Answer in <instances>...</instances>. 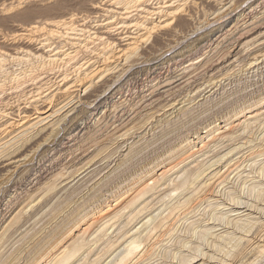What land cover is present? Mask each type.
<instances>
[{
  "label": "rangeland",
  "instance_id": "1",
  "mask_svg": "<svg viewBox=\"0 0 264 264\" xmlns=\"http://www.w3.org/2000/svg\"><path fill=\"white\" fill-rule=\"evenodd\" d=\"M181 1L184 27L138 43L139 56L118 59L91 85L50 99L49 87L62 75L73 80L74 67L98 61V42L75 36L81 42L72 48L66 37L82 25L97 29L106 19L99 4L106 2L0 0V235L9 226L0 252L6 263L25 264L34 245L80 203V210L88 204L95 212L113 205V193L157 160L158 184L137 200L128 193L127 203L93 221L88 234L76 233L64 245L77 251L67 264H119L131 241L141 247L128 264H264V109L231 131L214 132L204 149L207 138L166 161L187 128L201 132L264 92V0ZM32 25L39 28L29 30ZM42 41L74 51V59L49 64L24 53L18 54L23 61L14 59ZM106 79L105 87L94 88ZM30 144L36 145L26 149ZM18 154L35 156L21 164ZM246 188L253 192L246 195Z\"/></svg>",
  "mask_w": 264,
  "mask_h": 264
},
{
  "label": "bare ground",
  "instance_id": "2",
  "mask_svg": "<svg viewBox=\"0 0 264 264\" xmlns=\"http://www.w3.org/2000/svg\"><path fill=\"white\" fill-rule=\"evenodd\" d=\"M103 1L108 3V5L102 2H101L102 4H99V2L98 4L102 6L101 10H103V12L106 13V19H104L101 24H99L98 22L99 26L97 27V29L95 30L93 29L92 31L90 28V30H88L86 28V25L85 26L82 25L80 28L71 29V33L68 34L72 36L66 37L68 41H71L70 46H72V48H74L76 45H79L77 44V42H79L80 40L78 38H75V36L86 35V38L89 41L98 42L102 46L100 52L97 54L98 61L93 60L94 62H90L91 60H89V62H87L88 60H85L86 63L74 67L72 71L75 74V78H73V80L70 78L68 74L62 75L54 85L52 86L50 85L51 86L49 87V89H51L50 94H52L51 96H49L50 99L51 97L59 94L69 95L73 92V89L74 91L75 89L81 90L87 84L91 85L95 79H100L104 75V73L108 72L107 67H110L109 65L113 64L118 59L121 58L128 59L131 56L134 57L136 55L139 56L140 53L138 52L139 50L138 43L147 42V40H150L151 38L157 40L159 39L157 34L166 35V36L168 34L170 35L171 31L173 32V30L179 26L184 27V24L186 23V20L181 15L183 11L182 8H180L181 5L178 4L179 0H161L160 2H158L157 0L155 3L151 2L152 0H128L126 2L128 6L125 5L126 7H122V6L117 7L118 2L120 0H103ZM99 7L100 6H98L96 3L92 6L93 8L92 10L96 11L97 8ZM134 16H136L135 19H133ZM38 28L39 27L37 25L36 26L32 25L30 26L29 30H34ZM113 28L114 30L117 29L119 30V32L115 35L112 34ZM131 30H133L136 33H132ZM78 32L79 34H77ZM138 33L140 34L138 35ZM61 50L62 49L54 50L53 43L43 42L40 43L38 47H34L32 50H26L25 52L21 50L15 52L14 50L15 52L14 59L23 61V57H20L18 55L22 53L25 54L24 56H29L34 59H39L49 64L58 61H69V60L72 61L74 59L73 58L75 55L74 51H69L65 53ZM145 53L146 51L142 50L141 56H145L146 55ZM90 64L94 65V68H92V70L87 72L86 70L87 69L89 70L88 67L91 66ZM108 81L109 79L103 80V82L99 87H94V88L98 89L101 88V86L105 87ZM86 89L87 88H85V90ZM93 92H97V90H94ZM90 97H92V93L89 94L86 97V99H89ZM45 102L46 101H43V103ZM262 109H264V92H262V95H260L257 99H251V101L243 102L235 109L231 110L230 108L231 111L229 110L230 112L227 115L222 116L221 119H223V121L219 122L218 124H217V120H213L208 124L202 121L201 124L199 125L202 126L204 123H206V126L202 128L201 132L198 131V128H190V129L187 128L184 134L182 135L179 144L177 142L176 146L171 147L167 151L168 156L166 161L172 160L174 157L178 156V154H183L184 152L192 150L194 146L197 144L198 140L201 142L207 138V142L205 143L203 141V143L200 145L199 151L204 149L205 147H207V143L214 140L215 135L212 136L214 132H215L214 134H216L217 132L218 134H221V132H219V130L221 129H223V132L226 130L231 131L234 128L240 126L239 124L233 125V123L239 122L242 118H245L249 114L258 113V111ZM35 114H38V112H36ZM95 124L96 122L94 123V125ZM221 124L222 126H220ZM46 140L47 139H44L45 143H47ZM34 143L36 142L34 141ZM34 145L31 144L30 146L27 145L29 147H26V149L27 148L32 149ZM49 151L50 148H46L42 152V155L46 156L49 153ZM260 152L262 153V151ZM24 153H25V148H24ZM19 155L20 154L17 155V158L20 157ZM34 156L35 155L32 156L24 155L22 158H19L15 162L16 163L20 162L21 164H24L26 162H31L34 159ZM156 161L157 160H154L148 163L147 165L149 168L144 169V172L141 175L134 177L132 180H128L129 178H131L129 176L127 179L128 181H125L127 183L123 185L121 188H119L115 193H113L112 190L113 188L116 189L117 187L114 186L110 188L111 189L110 191H112V193L115 194L114 196L112 195V197L117 196V199L115 200V203L113 205H107L106 207H104V209L102 208L97 212H95L94 206H93L94 209L87 210V208L89 207L87 206L88 205L87 204L85 209L80 210L83 204L80 203L79 205H77L75 209H73L68 215H66V217L63 218V220L60 222V225H57L55 228H53L50 231V234L46 237V239L44 238L43 240H41L40 242L34 245L31 253L26 258L25 264H67L76 255L77 251L74 252L72 251V248L71 249H69V247L66 248L64 247V245L72 237L76 236V233L80 232L82 235L88 234V232L91 229V226L94 224V222L97 219L108 217L109 214L116 212L118 207L121 206L122 203L123 204L127 203V202L125 203L124 200L128 197L126 196L128 195V193H130V195L136 193L135 200H137L145 196V194L148 191H150V189H152L156 184H158L159 182L158 177H154V174L157 173L159 165L161 164H159V162ZM177 165L178 164H175L174 166L171 167H169L170 165L165 166L164 169L159 170L161 172L158 176H165L164 175L165 173H167L169 170H173L174 167H176ZM259 171L261 173H264V167H262ZM135 174L137 173H134L132 175ZM116 177H118V175ZM244 191L246 195H249L250 193L253 192L251 188L243 189V192ZM255 197L256 199L259 198L260 194L257 193ZM261 200L264 201V197ZM234 203L238 204L239 202L234 201ZM115 215H117V213ZM224 223L228 224L229 221L225 219ZM8 227L6 226V228L3 229L2 232L3 234H4V230L6 231ZM3 234L0 235V239ZM140 247H141V243L137 241L129 242L122 253L123 255L121 259H119V260L123 259L119 264H128L127 262H132L133 258L137 256L136 254L140 252ZM260 253H261L260 255H262L263 257L264 251L262 250ZM0 264H16V263H10V262L6 263L4 261V254L0 252ZM249 264H253V263L251 262Z\"/></svg>",
  "mask_w": 264,
  "mask_h": 264
}]
</instances>
